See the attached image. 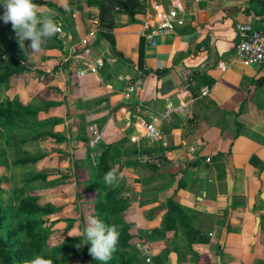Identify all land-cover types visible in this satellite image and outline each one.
I'll list each match as a JSON object with an SVG mask.
<instances>
[{
  "label": "crops",
  "instance_id": "1",
  "mask_svg": "<svg viewBox=\"0 0 264 264\" xmlns=\"http://www.w3.org/2000/svg\"><path fill=\"white\" fill-rule=\"evenodd\" d=\"M38 1L43 3L38 11L51 14L62 33L38 54L26 40L25 58L19 61L26 70L0 90L8 85L15 97L7 106L15 108L20 99L18 104L36 112L18 121L28 124L29 140L38 149L23 158L43 156L29 167L43 181L57 180L54 187L33 191L54 193L55 200L41 205L60 207L52 218L53 226L68 225L59 227L60 239L84 237L88 218L98 219L96 204L111 192L116 212L107 215L106 224L127 229L141 264L138 242L150 245L151 264L264 260V64L246 67L234 53L236 26L259 29L262 3L200 0L190 13L191 0H136L132 22L116 0ZM172 9L180 12L182 27L170 35H143L145 22ZM91 32L96 40L89 41L90 60L102 58L104 66L77 82L73 72L88 64L65 62L66 51ZM135 79L142 81L139 98L126 93ZM166 81L173 90L163 96ZM167 99L185 108L156 123L167 144H151L137 117L161 113ZM165 148L170 151L156 169L138 159V149L144 154ZM17 160L14 165L20 166ZM113 167L120 178L108 187L103 177ZM169 202L181 210L182 220L208 237L207 243H187L181 214L171 211ZM170 215L173 222L166 228ZM70 217L77 220L69 222Z\"/></svg>",
  "mask_w": 264,
  "mask_h": 264
},
{
  "label": "trees",
  "instance_id": "2",
  "mask_svg": "<svg viewBox=\"0 0 264 264\" xmlns=\"http://www.w3.org/2000/svg\"><path fill=\"white\" fill-rule=\"evenodd\" d=\"M116 1L123 4V6L118 7L119 11L126 12L131 21L134 22V10L137 7L136 0ZM32 2L38 6L43 4L38 0H32ZM124 6L126 10H124ZM2 25V20H0V44L5 47V49H2L0 46V64L3 65L8 63V71L4 69L0 73V86L6 84L13 75L26 70L24 66L19 64V61L25 58V51L20 47L17 39H11L10 36L4 35V32H2ZM35 114V111H25L12 108L11 106L0 107V124L5 120L24 119ZM53 124H57V122H53ZM41 127L42 124H39L37 128ZM169 151L170 148L162 150L156 149L145 151L144 154L162 163ZM2 155L3 154L0 152V158ZM42 157L43 156L40 155L37 157L22 158L17 160L16 163L21 165L35 164L37 161L41 160ZM251 162L256 164L258 161L256 158H252ZM148 166L156 169L154 164H149ZM260 167H264V164L260 163ZM31 179H42V175L38 174ZM116 199L113 193L108 192L106 200L104 202H98L95 206L98 219L105 224L109 221L108 218L110 217L108 216L116 212L111 204L112 201H117ZM169 206L171 211L181 214V210L175 207L172 202H169ZM58 211H60V207L52 204L41 206L32 198H22L19 202L17 211L18 216L22 219L15 220L14 214H12L7 207L2 205L0 199V264H24L25 261H30L37 255L51 260L52 264H69L75 259H78L80 264L87 262L89 264H105V262L93 259L83 247H78L76 245V243L81 240L80 237L64 239L60 246L54 249H48V240L54 225V221L51 217ZM168 218L169 220H167L166 228H170V223L173 222V217L171 215L168 216ZM182 218L183 216L181 214V225L189 245L194 243L205 244L208 242V237L206 235L194 229L185 220H182ZM118 232L119 240L116 245V250L113 252L111 259L107 261V264H141L135 250L129 246L131 238L127 234V229L121 227ZM259 264H264V260L260 261Z\"/></svg>",
  "mask_w": 264,
  "mask_h": 264
},
{
  "label": "built area",
  "instance_id": "3",
  "mask_svg": "<svg viewBox=\"0 0 264 264\" xmlns=\"http://www.w3.org/2000/svg\"><path fill=\"white\" fill-rule=\"evenodd\" d=\"M200 0H191L190 2V13L192 12L193 6ZM224 1V0H216ZM262 3V13L260 16V28L254 30L244 24L236 26L238 35V41L234 45L235 56L240 62L246 66L251 67L255 65L264 64V0H258ZM180 15V12L176 9L169 10L167 12H159L157 18L153 23L145 22L143 24V35L148 38H155L163 35H170L175 30L183 26L184 22ZM60 27V26H59ZM62 29L57 34H61ZM96 40V35L91 32L88 34L86 39L73 43L66 51L67 57L64 59L65 62H83L88 64L86 68H79L74 71V80L79 81L88 75H95L104 66L102 58H96L92 63L90 60V46L89 41ZM85 65V64H84ZM142 87V81L135 79L132 81L127 89L126 93L131 94L136 98H139ZM206 92H202L205 95ZM185 108L184 104L175 105L173 102L167 99L164 110L161 113H152L148 118L137 117L138 122L146 129L144 137L150 141L151 144L161 143L167 144L166 137L156 127L157 122L168 121L176 113L182 112ZM91 134L98 139L99 135L96 130L90 128ZM140 138H133L134 142H138ZM138 159L144 165L154 164L156 167L161 165L157 160H153L148 156L137 151ZM136 250L139 256L144 260L145 264H151L152 262V251L150 245L147 242H138L136 244Z\"/></svg>",
  "mask_w": 264,
  "mask_h": 264
},
{
  "label": "rangeland",
  "instance_id": "4",
  "mask_svg": "<svg viewBox=\"0 0 264 264\" xmlns=\"http://www.w3.org/2000/svg\"><path fill=\"white\" fill-rule=\"evenodd\" d=\"M4 3L5 0H0V20H2L3 23L2 32H4V35L10 36L11 39L18 40V38L15 36L16 35L15 31L12 29V26L9 27L10 23L6 24L2 19L5 11ZM81 4H85V3H81ZM85 5H90V4L89 2L88 3L86 2ZM25 42L26 40L24 41V43ZM0 46L2 49H5V47H3L1 44ZM48 49L50 50V48ZM23 50L25 51V48H23ZM36 53L38 54V52ZM7 68H8V63L3 65L0 64V73L4 69L8 71ZM1 90H0V107H7L5 102L7 103L9 99L14 100L15 97L9 94L8 85H4L3 89ZM14 102H15L14 107L16 109L28 111V108L26 106L18 104L20 102V99H17V101ZM18 121L19 119L5 120V122H3L2 124V127H0V130L2 131L1 133L4 135L3 137H0V150H3V152L2 151L1 152L4 154L2 155L3 157L2 163L0 164V180H1L0 199L2 205L4 207H7L12 212V214H14L15 220H19L21 218L20 216H18L17 211L19 208V202L22 198H32L36 200V203L38 205H41V203H45L47 201L55 200L56 197L54 196L53 192L43 195L42 191L37 193L34 192L33 190L37 189L39 191L40 188L44 187V185L45 186L51 185L52 187H54V184L56 183L53 184V182L57 181L56 179H53L52 181H47V180L43 181L41 179L32 180L31 178L36 176L37 174L35 168L29 167L30 165L28 166L14 165V161L19 158L38 154V149L34 148V146L29 140V132L27 130L28 124L24 125L23 123H18ZM54 175H56V173H54ZM53 217L54 215L51 217V219ZM68 220H71L69 222H75L77 218L74 219L70 217L68 218ZM66 225L58 224L52 227L51 235L48 240V249H54L63 243L62 239H60L61 238L60 231L67 228L68 225L67 226ZM59 227L62 230H60ZM73 234L75 233L73 232L70 233V235ZM70 235L67 234L64 235V237ZM64 239H68V238H64ZM85 242H86V238L84 236L81 237V240L78 241L76 245L77 246L79 245V247H83L84 250H86L89 254V248L91 247V245L85 244ZM260 261L261 259L257 260L253 264H256ZM69 264H80V263L78 259H75L72 260ZM84 264H89V263L87 262Z\"/></svg>",
  "mask_w": 264,
  "mask_h": 264
},
{
  "label": "clouds",
  "instance_id": "5",
  "mask_svg": "<svg viewBox=\"0 0 264 264\" xmlns=\"http://www.w3.org/2000/svg\"><path fill=\"white\" fill-rule=\"evenodd\" d=\"M4 23H11L15 31L20 47L24 48V41L29 40V48L32 52H40L48 39L60 31L59 25L51 17L38 11L39 6L32 0H5ZM119 176L117 169L113 167L104 174V183L108 187L118 185ZM126 196V193H121ZM85 244H90L89 254L95 260L109 261L119 240V232L114 225H106L103 221L89 217L84 228ZM79 247V245H78ZM24 264H52L51 260L37 255Z\"/></svg>",
  "mask_w": 264,
  "mask_h": 264
},
{
  "label": "water",
  "instance_id": "6",
  "mask_svg": "<svg viewBox=\"0 0 264 264\" xmlns=\"http://www.w3.org/2000/svg\"><path fill=\"white\" fill-rule=\"evenodd\" d=\"M109 2H113V0H107ZM119 6H123V4L121 2L118 3ZM124 9H126V7L124 6ZM173 90V83L171 81H166L161 85V95H166L169 92H171ZM262 198H264V196H262ZM259 222V220H257Z\"/></svg>",
  "mask_w": 264,
  "mask_h": 264
}]
</instances>
